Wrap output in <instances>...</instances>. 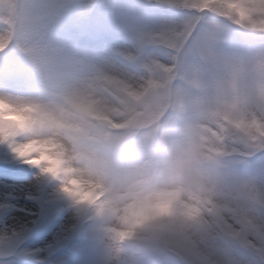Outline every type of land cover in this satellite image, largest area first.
<instances>
[{
	"label": "clouds",
	"instance_id": "obj_1",
	"mask_svg": "<svg viewBox=\"0 0 264 264\" xmlns=\"http://www.w3.org/2000/svg\"><path fill=\"white\" fill-rule=\"evenodd\" d=\"M181 6L208 9L264 33V0H181ZM65 9L66 0H0V56L11 66L0 71V149L64 201L74 223L99 244L104 264H160L162 257L170 264H202L193 245L211 232L205 209L228 195L221 149L212 155L204 147L220 133L204 124L246 146L256 139L253 130L264 138V83L233 93L229 77L223 88L213 78L212 85L197 86L204 95L195 105L160 125L154 117L166 85L121 87L100 65L81 60L54 32L53 21ZM15 78L25 79L30 91L6 86ZM109 85L118 99L124 94L122 108L105 97ZM104 124L124 130L117 145L89 143ZM129 151L139 155H125ZM246 207L257 211L252 202ZM208 256L206 264H223Z\"/></svg>",
	"mask_w": 264,
	"mask_h": 264
},
{
	"label": "rangeland",
	"instance_id": "obj_2",
	"mask_svg": "<svg viewBox=\"0 0 264 264\" xmlns=\"http://www.w3.org/2000/svg\"><path fill=\"white\" fill-rule=\"evenodd\" d=\"M172 1L181 5V0H66L64 14L54 20V23L64 20L75 22L70 28L59 27V39L79 52L81 60L100 65L106 76L114 78L119 86L128 85L139 90L141 85L149 82L166 85V94L156 108L154 117L160 125L175 116L179 103L195 105L198 97L204 95L197 86H210L213 78L223 88L224 78L229 77L233 93L259 88L264 83V33L237 25L229 18L223 23L212 21L206 9L196 10L194 17L180 15L153 21L146 19L142 10H129L134 6L154 9L163 3L173 4ZM123 7L127 9H121ZM203 22L207 25L206 33L203 31ZM80 34H85L89 41L104 36L117 40L116 36L120 35V39L126 43L115 46V49L84 54V48L74 39ZM159 49L164 52L160 56L151 54ZM223 52L232 54V57L229 60L222 59L220 54ZM167 55L178 66H182L181 71L177 70L178 67L171 69L175 64ZM119 56L129 57L133 65L123 64ZM10 67L9 61H5L0 71L6 72ZM166 74L168 77L165 81ZM182 76L186 79H182ZM178 82L182 83V88ZM5 84L14 91H30L22 78L5 81ZM108 87L112 92V86ZM187 93L190 99L186 97ZM121 95L119 99L116 96L114 101L107 99L122 108L120 99L124 97ZM115 120L120 122L119 118ZM145 127L150 128L152 125L147 124ZM204 127L220 133L221 138L215 144L207 143L204 147L212 155H217L216 148L221 149L218 156L223 172L221 184L228 195L213 200L205 209L207 215L204 219L211 223V232L203 243L193 245L194 255L202 264H206L208 253L214 259L223 261V264H233L235 260L241 261V264H264V257H261V249H264V153L258 151L261 137L253 130L256 139L250 140L246 146L229 138L227 131L218 129L216 125L205 122ZM95 135L102 136L103 133ZM2 157L9 158V154L0 149ZM22 171L8 168V165L0 166V250L8 253L17 243H22L38 220L34 234L24 241L23 247L32 250L39 261L37 264H54L64 257L62 255L59 258L60 247L78 225L67 208H62L60 214L51 210L49 216H43L42 210L49 206L54 208L55 203L52 202L56 198L51 196L47 185L35 183L34 170L29 175ZM248 202H252L256 208L255 214L247 210ZM208 208L211 212L207 211ZM82 235L77 247L86 242L88 233ZM84 249L88 250L87 255H82L77 264H104L98 243L94 249L92 244ZM90 251L94 253L90 254ZM71 259L73 261L74 258L65 255L59 264ZM160 263L170 264L163 257ZM0 264L19 263L4 260Z\"/></svg>",
	"mask_w": 264,
	"mask_h": 264
},
{
	"label": "snow or ice",
	"instance_id": "obj_3",
	"mask_svg": "<svg viewBox=\"0 0 264 264\" xmlns=\"http://www.w3.org/2000/svg\"><path fill=\"white\" fill-rule=\"evenodd\" d=\"M259 143H260V147H259L258 151H260L261 153H264V138H261ZM29 198H32V197L30 196ZM12 234L14 235L15 232L13 231Z\"/></svg>",
	"mask_w": 264,
	"mask_h": 264
}]
</instances>
